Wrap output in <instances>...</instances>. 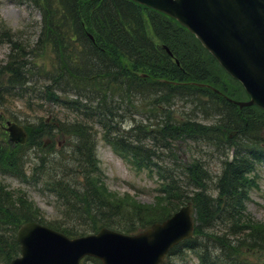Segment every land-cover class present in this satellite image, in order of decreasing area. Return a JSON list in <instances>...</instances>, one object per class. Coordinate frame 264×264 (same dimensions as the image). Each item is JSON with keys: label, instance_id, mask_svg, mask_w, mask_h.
<instances>
[{"label": "trees", "instance_id": "obj_1", "mask_svg": "<svg viewBox=\"0 0 264 264\" xmlns=\"http://www.w3.org/2000/svg\"><path fill=\"white\" fill-rule=\"evenodd\" d=\"M18 1L35 8L40 21L29 41L0 32V43L9 48L0 60V173L34 182L25 169L34 161L33 175H49L50 189L44 187L56 209L76 213L85 223L49 221L23 191L0 182V264L19 255L15 233L22 222L69 237L101 227L134 234L190 199L195 233L164 264H186L180 251L197 252L199 264H264L258 255L264 254V223L245 214L255 169L264 166V110L232 102L248 99L241 84L174 19L130 0ZM16 97H34L73 117L60 120L51 113L47 122L39 117L23 124L27 143L12 144L1 126L17 122L6 108ZM178 102L187 110L176 114ZM126 118L131 125L124 130ZM96 123L117 154L156 172L153 204L106 188L94 157ZM62 137L68 148L50 151ZM176 142L185 144L187 161L173 153ZM162 153L172 156L171 166L162 162ZM209 160H215L216 172Z\"/></svg>", "mask_w": 264, "mask_h": 264}, {"label": "water", "instance_id": "obj_2", "mask_svg": "<svg viewBox=\"0 0 264 264\" xmlns=\"http://www.w3.org/2000/svg\"><path fill=\"white\" fill-rule=\"evenodd\" d=\"M175 19L200 41L224 71L241 83L248 101L264 109V0H132ZM11 142L25 143L22 126L7 123ZM192 203L134 236L102 228L70 239L35 222L16 232L20 256L10 264H79L92 256L102 264H162L168 250L193 233Z\"/></svg>", "mask_w": 264, "mask_h": 264}, {"label": "rangeland", "instance_id": "obj_3", "mask_svg": "<svg viewBox=\"0 0 264 264\" xmlns=\"http://www.w3.org/2000/svg\"><path fill=\"white\" fill-rule=\"evenodd\" d=\"M40 21L39 13L33 9V7L26 2H20L18 0H0V32H9L15 37H20L29 41L35 33L38 31V23ZM9 52V48L6 44L0 43V60L6 57ZM241 100H247L246 97H242ZM6 108L8 113L17 118L16 121L23 125L28 123H34L39 117L44 119L50 118L51 113L57 114L64 119H71L73 113L68 110H63L57 106L52 107L37 100L36 98L23 99L16 97V99L8 100L6 102ZM173 109L176 110V114L182 113L187 110L184 108L181 102H178ZM49 110V111H48ZM205 122V121H204ZM131 122L126 118L121 123V128L126 130L130 127ZM96 132L94 137V157L98 160V172L100 178L103 179L106 188L110 191L121 194H129L133 196L139 203L152 204L156 195L155 187L157 185L156 177H149L146 170L138 171L134 166L130 165L129 161L118 156L111 145L107 144L102 139L100 127L96 123L92 125ZM93 132V130H92ZM45 142V139L43 140ZM69 141L62 137L57 140L54 146L50 147V151H56L58 149L68 148ZM194 148L195 146H191ZM174 151L178 158L183 161H187L189 154L184 143L176 142L173 144ZM33 149L30 151V156L33 158ZM49 149V148H48ZM198 150V149H196ZM50 153V152H49ZM162 162L167 166L173 164V158L170 155H161ZM210 161V160H209ZM34 161H30L27 169L26 176L28 180H35L34 182H22L12 176L2 175L0 173V182L3 183L7 188L11 190L23 191L27 195L26 198L33 204H35L45 219L49 221H59L63 226H76L77 224L85 223L79 215L76 213L64 214L65 208L58 207L56 209V199L54 195L48 193L45 190L44 185L50 189L51 181H49V175L46 171H39L33 175L30 170ZM178 163V161L176 162ZM210 168L213 172H216L217 165L215 160L210 161ZM256 171V175L253 179V184L249 189L248 200L245 202V214L247 215L250 222H261L264 223V166H259ZM157 197V196H156ZM59 213V214H58ZM74 224V225H72ZM197 252L193 251H180L181 258L186 264H197ZM260 258L264 257V254L258 252ZM257 257H252L251 261L256 260ZM88 264H94L90 261Z\"/></svg>", "mask_w": 264, "mask_h": 264}]
</instances>
